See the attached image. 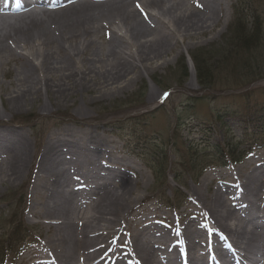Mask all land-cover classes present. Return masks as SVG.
<instances>
[{"label": "bare ground", "instance_id": "1", "mask_svg": "<svg viewBox=\"0 0 264 264\" xmlns=\"http://www.w3.org/2000/svg\"><path fill=\"white\" fill-rule=\"evenodd\" d=\"M231 1L0 0V90L22 97L46 88L68 91L84 88L83 78L107 91L123 89L125 82L113 83L117 78L140 73L148 64L151 69L163 48L178 50V41L212 32ZM102 73L107 80L100 82ZM13 129L0 130V185L7 176L20 180L30 159L27 138ZM64 135L72 140L57 146ZM75 135L69 128L45 138L33 187L38 204L29 213L45 230H57L19 264H264L262 155L250 159L259 163L246 174H212L221 186L202 180L185 213H176L173 221L158 216L168 223L162 228L153 224L152 204L137 210L144 199L135 207L125 203L118 212L119 197L133 188L127 189L123 175L105 178L106 171L113 173L101 160L113 151L110 141L93 147L95 137L75 140ZM107 161L109 168H133L121 158ZM227 176L237 183L223 184ZM85 204L81 213L78 206ZM76 216L80 229L73 227ZM98 220L100 233L93 232Z\"/></svg>", "mask_w": 264, "mask_h": 264}, {"label": "rangeland", "instance_id": "2", "mask_svg": "<svg viewBox=\"0 0 264 264\" xmlns=\"http://www.w3.org/2000/svg\"><path fill=\"white\" fill-rule=\"evenodd\" d=\"M219 19L216 28L203 38L178 41V50L163 48L165 53L158 52L150 62L151 69L148 64L140 73L124 76L120 81L117 78L113 83L125 82L123 89L107 91L103 88L100 82L107 77L102 73L100 86L83 78L79 85L83 84L84 88L68 91L46 88L41 94L26 93L27 96L22 97L13 90H0V130L21 131L27 138L30 157L20 180L7 176L0 185V245L7 238H14V234H17L16 240L28 237L22 250L14 246L9 252V248L0 246V264H19L39 247L43 237H50L57 230L53 227L45 230L36 223L39 219L29 213L32 204H38L39 194L33 192L34 180L38 176V158L49 134L59 135L60 130L70 128L76 132L72 136L75 140L95 137L97 143L93 147H98L100 140L110 141L108 146L113 147V151L103 155V161L124 156L125 161L139 162L131 155L133 151L138 152L145 163L154 154L150 148L162 149L158 152L159 161L168 164V182L164 186H153L155 181L147 168L140 170V174L132 171L127 189H133L119 197L120 213L125 203L135 207L142 198L172 197L174 190H181L180 195L190 198L202 180L207 178L209 186L216 185L210 178L215 172L227 174L239 170L246 174L259 163L250 160L256 155L263 156L260 163L264 165V0H232L229 7H223ZM98 41L103 48V40ZM193 57L198 61L203 59L206 64L198 62L197 70ZM200 67L208 73L207 81L203 82L205 87L198 77L202 74ZM9 80L5 77L1 81L6 86ZM164 93L167 97L162 100ZM240 120L257 123L261 130L244 131L242 128L246 125L242 127ZM179 122L185 127L180 129ZM198 123H202L203 128L209 125L210 129L192 127ZM60 138L59 147L60 143L64 146L72 140L65 135ZM212 146L220 148L219 151L234 147L238 153L250 148L254 153L227 169H218L215 159L210 157ZM183 152L197 154L192 157L193 154ZM197 162L207 168L200 177L195 176L197 169L189 175L183 174L186 169L182 167H192ZM173 173L180 185L171 180ZM87 204L78 206L81 213ZM140 207L138 205L137 210ZM153 211L152 215H158L159 211ZM171 212L160 208V213L171 215ZM71 219L73 227L80 229L78 217ZM92 225L93 232L100 233V221ZM107 241L110 242L111 237Z\"/></svg>", "mask_w": 264, "mask_h": 264}, {"label": "trees", "instance_id": "3", "mask_svg": "<svg viewBox=\"0 0 264 264\" xmlns=\"http://www.w3.org/2000/svg\"><path fill=\"white\" fill-rule=\"evenodd\" d=\"M193 58H194V57H193ZM200 61H201V63L204 62V64H206L205 61H203V59H202V60L200 59L199 61H198L197 58H194V59H193V62H194V64H195L197 70L199 69V68H198V64H199L198 62H200ZM202 61H203V62H202ZM197 63H198V64H197ZM203 67H204V66H203ZM203 67H200V68H202V71H201L202 74H201V76H198L201 85L204 84L203 82L207 81L206 76H207V74H208L207 71H205V68H203ZM184 75H185V74H184ZM203 86H204V85H203ZM204 87H205V86H204ZM248 123H250V122L248 121ZM250 128H252L253 131L255 132V131L258 130L259 127H258V126H255V127H254V126L252 125V127H250ZM230 155H233V156H234V150H233V149H230Z\"/></svg>", "mask_w": 264, "mask_h": 264}]
</instances>
